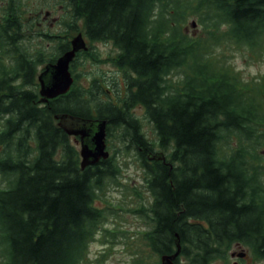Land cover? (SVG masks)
<instances>
[{
	"label": "trees",
	"instance_id": "1",
	"mask_svg": "<svg viewBox=\"0 0 264 264\" xmlns=\"http://www.w3.org/2000/svg\"><path fill=\"white\" fill-rule=\"evenodd\" d=\"M64 2L82 36L113 44L115 65L130 77L120 106H94L72 87L41 103L38 68L70 41L47 36L51 56L29 51L30 23L11 0L0 19V264H84L104 219L94 203L119 164L112 156L81 170L75 139L54 120L59 114L106 120L107 136L117 130L118 143L134 149L152 198L143 237L158 258L174 254L179 241L188 264L221 259L231 246L263 260L264 74L244 81L214 51L262 58L264 0ZM190 18L204 32L199 39L185 35ZM137 107L156 146L132 114ZM156 149L168 152L164 160L154 159Z\"/></svg>",
	"mask_w": 264,
	"mask_h": 264
},
{
	"label": "rangeland",
	"instance_id": "2",
	"mask_svg": "<svg viewBox=\"0 0 264 264\" xmlns=\"http://www.w3.org/2000/svg\"><path fill=\"white\" fill-rule=\"evenodd\" d=\"M22 5L23 23L31 26L32 32L24 31L25 46L29 51H42L52 55L55 46L47 36H59V41H70L78 33H82V24L72 23L70 11L64 0H18ZM11 0H0V19ZM30 21V22H29ZM185 35L199 39L203 30L195 19L190 18L184 27ZM87 51L80 52L70 67L74 78L73 92H81L84 99L95 106V103L111 102L120 106L126 91L125 85L129 73L115 65L117 49L110 42H90L83 35ZM216 57L235 69L244 81H254L264 74V55L262 58L247 59L243 53L227 51L221 48L214 51ZM44 65L38 68V73ZM36 75V76H37ZM37 78V77H36ZM37 80V79H36ZM180 80L178 73L172 74L170 81L175 86ZM132 114L138 119L141 132L154 146L157 136L152 124L145 117L142 108H135ZM119 132L112 130L106 138L109 157L115 158L119 164L116 179L106 180L98 192L95 206L105 214L99 230L89 243L84 264H158L159 258L148 248L144 234L151 230L148 217L152 202L147 189L146 173L140 165L134 149L118 143ZM72 138V137H71ZM73 140V139H72ZM77 149L79 150L78 144ZM167 155V151L159 149ZM246 253L243 264H264V259L253 257L252 252L244 246H231L223 252V258L216 259L213 264H232L230 253ZM179 261L184 263V258ZM212 264V263H211Z\"/></svg>",
	"mask_w": 264,
	"mask_h": 264
},
{
	"label": "water",
	"instance_id": "3",
	"mask_svg": "<svg viewBox=\"0 0 264 264\" xmlns=\"http://www.w3.org/2000/svg\"><path fill=\"white\" fill-rule=\"evenodd\" d=\"M87 46L81 33H78L70 40V49L60 55L54 63L46 64L39 75L37 82L39 85V95L41 103L66 94L73 83V78L69 71L71 62L80 51H86ZM57 125L65 134L78 138L80 168L95 166L100 161L109 158L106 150V127L107 121L103 119H90L75 117L70 114H59L54 117ZM156 160H164L162 153L154 157ZM177 236V235H176ZM180 254L179 241H176V251L172 255L160 257V264H175L174 261ZM244 253L238 255L243 256Z\"/></svg>",
	"mask_w": 264,
	"mask_h": 264
},
{
	"label": "flooded vegetation",
	"instance_id": "4",
	"mask_svg": "<svg viewBox=\"0 0 264 264\" xmlns=\"http://www.w3.org/2000/svg\"><path fill=\"white\" fill-rule=\"evenodd\" d=\"M240 254L241 253H238L236 251H233L232 253H230V258L233 260L232 264H243V262L247 258V255L244 254L243 256L239 257L238 255H240ZM213 261L209 262L208 264H211V263L213 264ZM175 263L176 264H188V263L185 262V260H184V263H183V262L179 261V259L176 260Z\"/></svg>",
	"mask_w": 264,
	"mask_h": 264
}]
</instances>
